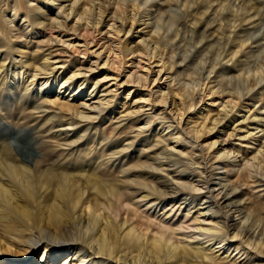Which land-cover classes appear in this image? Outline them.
<instances>
[{
  "label": "bare ground",
  "instance_id": "obj_1",
  "mask_svg": "<svg viewBox=\"0 0 264 264\" xmlns=\"http://www.w3.org/2000/svg\"><path fill=\"white\" fill-rule=\"evenodd\" d=\"M218 1L0 0V264H264L263 8Z\"/></svg>",
  "mask_w": 264,
  "mask_h": 264
},
{
  "label": "rangeland",
  "instance_id": "obj_2",
  "mask_svg": "<svg viewBox=\"0 0 264 264\" xmlns=\"http://www.w3.org/2000/svg\"><path fill=\"white\" fill-rule=\"evenodd\" d=\"M199 1L200 0H183L179 6H176L177 2L175 0L173 2H171V0H167V3L165 4L163 11H165L166 9H169L168 7L170 6L171 8L174 9L171 15H185L186 4H187L188 6L191 5L192 7L191 13H194L195 8H193V5H195ZM218 2L219 4L217 5V7L215 8L214 12L211 15H235V13H231V6L229 4L230 0H219ZM250 3L253 5L252 8L262 7L263 9H261V12L258 13V15H264L263 5L258 4L257 0H251ZM198 6L202 8H200L199 12L196 15H202L201 12L202 10L205 9L203 8L204 5L198 3ZM237 7L238 6H236V10H237ZM238 11L241 12L240 9H238ZM162 14L166 15V13H163V12ZM238 15H241V13H238ZM81 33L83 34L84 30H82ZM99 38L100 36H97V39ZM1 43H3L2 38L0 40V44ZM236 48L237 47H234V49ZM7 50L8 49L6 48V51ZM228 63L231 64L230 62ZM6 95H8V92L6 90L0 92V136L7 135L11 139V143L13 145L15 152H17L18 155H20L23 159L32 161L33 159L39 156L37 149H36L37 146L34 143V140H32L34 131L28 130L26 128L24 129L22 127L21 128L19 127L20 129H15L13 126L6 124L7 122L6 118H8L7 116H10L9 107L5 103L3 105L1 104V102L6 100ZM262 95H264V93ZM259 96H260V93H259ZM262 204H264V200H262L261 203L250 202L249 205L252 209L258 210ZM262 215H263L262 218H264V212H262ZM127 250H129V247Z\"/></svg>",
  "mask_w": 264,
  "mask_h": 264
}]
</instances>
